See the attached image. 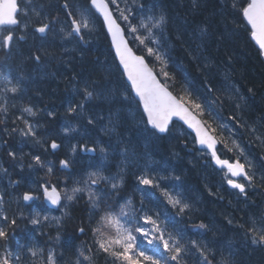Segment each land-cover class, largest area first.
Listing matches in <instances>:
<instances>
[{
	"label": "trees",
	"instance_id": "obj_1",
	"mask_svg": "<svg viewBox=\"0 0 264 264\" xmlns=\"http://www.w3.org/2000/svg\"><path fill=\"white\" fill-rule=\"evenodd\" d=\"M108 1L114 15L129 35L130 44L146 59L161 83L167 84L168 90L178 99L184 97L186 104L205 125L214 129L213 135L219 140V149L226 153V158L238 160L243 164L245 159V167L250 175L257 176L253 182L256 181L257 185H261L260 182L264 184V60L250 39V30L240 11L242 6H247L249 0H195V7L193 0H117L119 9L116 4H111V0ZM78 2L79 6L69 8V12L66 7L60 8L59 4H51L53 6L49 7L51 2L48 0H27L25 3L29 4H20V25L17 28L25 30L27 35L24 40L14 35L8 54L0 47V107L6 109L0 111V201L9 220L16 218L13 217L15 214L27 217L23 228L9 229L8 248H12L14 252L26 253L22 263L30 260L26 250L32 248L33 236L20 233V238L13 240L12 235L14 231L19 233L18 231H25L27 225H33L31 218L34 215L27 207L20 206L17 200L24 193L38 195L43 184L46 187L55 186L62 195L58 211H50L41 205L43 209L36 216L39 223L35 225L46 224L56 229L55 236L38 238L36 246H33L45 251L42 257L45 264L50 250L57 264H75L72 260L77 258L82 264H98V253L101 256L108 254L100 251L94 243L92 226L96 225L103 210L111 209L119 213L122 206L130 217L134 215L139 218L147 214L155 219L159 216L163 221L161 227H165L173 236L179 234L185 247L181 264H211L209 260L216 264L219 255L215 251L214 243L219 242L223 233L220 235L221 226L218 224L216 213L205 204L206 196L195 190L199 180L193 177L195 180L189 186L187 180L176 179L190 175L186 169H182V166L185 168V161L181 166L173 160L174 158H170L166 145L162 143L164 136H158L154 129L147 125L139 105L133 99L119 71L102 24L89 7V0ZM233 4L237 7L234 8ZM120 10H124L125 15L129 16L127 21L120 16ZM25 11L29 15L25 16ZM161 13L165 15L167 22L162 28L153 29L158 43L151 44V38L146 43L159 51L167 61V68L164 69L169 73L167 79L161 71L163 65L155 56H149L146 47L135 39L136 34L128 30L129 24L139 26L141 19L146 21L149 15L158 17ZM69 16L88 20L91 35H101L104 39L103 44L97 47L85 44L72 55L75 56L74 62L80 58L82 62L84 60L91 65V77L80 73L73 66L62 76L54 74L55 78L50 74L51 67L48 68L49 72L43 74V70L52 64L44 61V57L56 56L59 52L57 40H51L48 36L53 35L56 26L70 27ZM42 23H50V30L45 37H39L34 32V28ZM139 32L147 35L144 29H139ZM47 40L53 41L57 48L48 46ZM17 47L32 49V53L39 55L40 60L24 61L25 56L30 59L31 55L14 52ZM12 55L15 61H12ZM22 66H25L24 69ZM26 68H29L30 72H27ZM104 75L106 81L100 87L105 89L100 91L101 88H96L93 82L97 84ZM32 76H38V80L51 79L53 83L44 86L32 83L31 87L26 84L24 91L18 93L17 99L12 103V93L3 90L11 87L5 78L28 81V77ZM78 79V87L82 88L84 83L88 82L90 90L99 96L87 101H84V95L76 97L73 94L67 98L64 90L70 93L68 84ZM81 101L84 102L83 109L77 107ZM191 101L200 103L201 109L193 108ZM14 105L19 106L20 121L14 131H17L16 128L20 129L17 133L5 131L3 128L5 120L2 116ZM70 107L76 111L67 115ZM24 108H31L35 115L24 112ZM44 110L51 116L54 111L59 112V120L46 124L37 123L36 119ZM70 118H75L73 123L66 124ZM89 119L93 120L92 124L88 123ZM28 125L33 127L34 135L21 134L28 131ZM58 128L68 141L59 140L60 137L55 135ZM169 131L178 135L185 134L184 143L188 145L189 150H194L193 136L182 125L172 123ZM52 141L58 142L59 147L54 153H51ZM74 145L75 152L72 151ZM84 145L96 149L92 157L81 150ZM100 147L105 149L104 153L99 151ZM238 149L242 150L243 154H240ZM9 152L15 153V158L10 156ZM36 156L40 157L43 166L35 163ZM61 160L69 161L67 170L60 168ZM77 163L80 166H75ZM49 167L52 168L51 173L48 172ZM97 170L104 176L114 177V182L119 183L116 189L112 188L111 182L103 180L99 181L96 187L91 186V190L99 198L97 203L100 205V211L91 208L87 190L76 193L72 201L63 198L72 195L74 187H84L83 180L87 178V174ZM120 176H123L122 182ZM143 176L152 178L153 186L141 185L139 178ZM78 180L81 183L77 184ZM165 192L178 196L188 204L189 207L183 214L200 219L197 224H207L206 231L210 235L198 236L189 233L184 224L185 218L178 208H173L168 203ZM146 193L150 195H145ZM11 201L13 203L10 204ZM64 205H67V208ZM136 222L133 221V226ZM138 222L146 229L152 227L150 224H144L142 219H138ZM4 226L5 222L0 220V227ZM81 226L86 229L85 234L79 232ZM34 229L36 235L42 237L41 230ZM134 235L143 242L145 250L156 247L167 260V264H175L168 259L170 253L164 251L162 244L149 245L139 233ZM220 239L222 244L229 245L230 235L224 234ZM60 240L62 242L58 245ZM193 241L201 249H205L203 256L200 250L193 247ZM89 247L92 252L88 251ZM78 250L91 256V261L83 260ZM3 252L4 242L0 241V255ZM108 257L112 259L113 264H125L124 261H117L109 255ZM227 261L228 264L235 263L231 255ZM244 261L247 264H257L255 259L245 258Z\"/></svg>",
	"mask_w": 264,
	"mask_h": 264
},
{
	"label": "snow or ice",
	"instance_id": "obj_2",
	"mask_svg": "<svg viewBox=\"0 0 264 264\" xmlns=\"http://www.w3.org/2000/svg\"><path fill=\"white\" fill-rule=\"evenodd\" d=\"M92 6L97 12L103 17L107 31L111 36L112 45L115 48L117 57L119 58L120 64L124 68V72L127 75L128 81L131 83V87L135 92V95L139 97V101L143 106L144 113L147 116V122L158 132L164 133L168 129V124L172 117H178L183 120L189 128H192L196 132L197 142L202 146H207L212 151V156L216 160L217 164L227 165L232 176H242L244 180L249 181V186L253 180V176L250 175L249 170L246 169L245 164L237 161L234 165L229 164L227 161H221L215 151V140L214 138L202 128L199 121L189 112V109L185 106V99L181 97L177 99L168 91V85L162 84L157 76L153 73V70L148 67L145 63V58L142 56H137L133 53L132 49L128 47L127 41L124 36V31L121 26L117 23V20L113 18V14L109 9L108 0H91ZM111 4H117V0H111ZM193 6L195 7V0H193ZM233 7L237 6L233 4ZM18 3L17 0H0V32H6L7 34L3 36L2 43L0 47L8 49L11 42L14 39L15 28L20 25V20L18 18ZM151 11V9L149 10ZM242 15L247 21V24L251 26V37L259 45L262 54H264V0H250L246 7H241ZM24 15L27 16L28 13L25 11ZM39 15V13H37ZM120 16L123 17L125 21L129 19L128 15H125L124 10H120ZM166 17L161 13L158 17L154 15H149L146 19H141L139 26L134 24H129L128 30L131 33H135V39L140 41L146 49L149 56H155L156 60L159 61L163 67L161 69L163 76L167 79L169 73L164 69L167 68V61L164 56L157 51L155 48L149 46L146 41L150 38L151 44H157L158 41L155 38L153 29L162 28L166 24ZM27 24H25V27ZM89 27V22L86 19H75L72 20V32L83 38L81 29H87ZM139 29H144L147 35L139 32ZM47 30H50L49 23H42L40 26L35 28L37 33L41 35L45 34ZM72 33H68L71 35ZM20 40H24L25 37L21 35ZM37 61L40 60V56L35 57ZM7 80L8 84H11V80ZM91 86L88 82H85L83 87L80 89L84 94V101L92 99L94 96L98 97L99 94L90 90ZM19 89V85H13L11 87H6L4 91L16 93ZM251 91V89H249ZM190 95V94H189ZM127 98V97H126ZM192 107L200 110L201 104L195 101H191ZM80 109L84 108V102L77 106ZM0 111H6L0 107ZM24 112L29 115H35L31 108H24ZM69 112L76 111L75 108L70 107ZM27 123V122H25ZM89 124L93 123V120L89 119ZM15 131V129H13ZM67 131V129H66ZM22 135H34L33 127L28 125V131L22 132ZM51 147L56 149L58 145L53 142ZM82 151L94 152L95 148H89L86 145L82 146ZM72 151H76V146L72 147ZM101 153L105 152L103 147L99 148ZM9 155L15 158V153L9 152ZM35 163L43 166L42 161L39 156H36ZM62 168L69 167V161H60ZM123 171V169H121ZM48 172H52V168H48ZM178 180L179 177H176ZM111 182L112 188L116 189L119 187L118 182H114V177H107L101 174L99 170L89 172L87 178L83 180L84 187H74L72 189V195H66L65 199L72 201L75 198V194L83 191H88L89 201L91 202V208L96 211H100V205L97 203L99 199L96 194L91 190V185L99 183V181ZM123 176H120V181L122 182ZM90 182V183H89ZM141 185H147L149 187L153 186L154 180L143 176L139 178ZM77 184L81 181H76ZM228 183L236 189H239L241 193L245 192V185L243 183H238L234 180L229 179ZM44 189V197L53 206L60 205L62 196L60 192L57 191L55 187L51 190L45 185H41ZM159 187V185H156ZM150 195V194H145ZM164 195L167 197L168 203L171 204L173 208H178L180 213H183L186 208L189 207L188 204L184 203L178 196L170 195L165 192ZM33 197L29 193L23 195V200L25 202L33 200ZM67 208V205H64ZM67 214V213H66ZM47 219V217H45ZM138 219H142L144 224H150L152 227L146 229L142 227ZM0 220L5 222L4 227H0V241L4 242V254L0 255V264H16V261L21 259L19 252H17L15 260L12 259V253L8 251V239H9V229H14L18 227V222L16 218L9 220L7 214L3 212V204L0 201ZM137 221L135 226H133V221ZM59 221V218H57ZM31 223L33 225L38 224L39 221L36 217L31 218ZM90 223H91V213H90ZM163 221L160 220L159 216L155 219L151 215H143L142 217L136 218L134 215L129 216V213L125 211L122 206L119 213L112 211L111 209L103 210L95 226H92V233L94 238V243L98 246L100 251L114 257L117 261H124L125 264H143V262H148V264H167V260L159 253L158 248L153 247L150 250H145L143 242L139 241L134 233H139L140 236L147 241L149 245H155L156 243L162 244L164 251L170 253L168 259H171L175 264H181V257L185 252V247L182 243V237L177 234L173 236L172 233L167 232L165 227H161ZM231 224L232 221L229 220ZM200 228H206L204 224L199 225ZM241 228H245V225H240ZM107 229V231H105ZM81 234L86 233V229L81 226L79 228ZM167 233V236H166ZM250 235L251 242L253 245H264V224L261 228H256L255 220L252 224L246 228V238ZM59 240V236H57ZM193 247L200 250L201 255H204L205 249H201L200 246L193 241ZM23 248V245L20 246ZM206 248V246H205ZM31 256L37 258L33 260L32 264H45L43 260V250L40 248L32 247L29 248ZM80 256H83V260L91 261L92 257L84 255L82 250H78ZM89 252H92V248H88ZM151 252V254H149ZM142 258V259H141ZM207 259V257H205ZM47 264H57L54 256L49 251L47 255ZM75 264H82V261L77 258ZM224 264H228V261H224Z\"/></svg>",
	"mask_w": 264,
	"mask_h": 264
},
{
	"label": "bare ground",
	"instance_id": "obj_3",
	"mask_svg": "<svg viewBox=\"0 0 264 264\" xmlns=\"http://www.w3.org/2000/svg\"><path fill=\"white\" fill-rule=\"evenodd\" d=\"M50 24V23H49ZM82 34H83V38L76 39L71 35H68V30L64 27H62L61 31H53V35L52 38H50L51 40H57V45L58 47H63L68 49L69 48V56H70V61H68L66 59V51L65 49H60L58 48V50L60 49V53H58L55 58L56 60L51 64V66L45 68L43 70V74H46L48 71V68L50 69L51 67V72L50 74H52V77H54V74H58L59 76H62L65 74V72L71 68L72 66L76 69L79 70L80 73L84 74V75H89L90 77L93 76L92 73H90V69L91 65L87 62L81 61L80 58L76 59L74 62V58L75 56L72 57L73 54L78 52V49L85 45V44H90V45H94V46H99L101 44L104 43V39L103 37L100 35L102 42L98 45L96 43V41L93 39V37H87L86 36V32H88L89 34H91V31L89 29H81ZM41 37V36H39ZM70 38L72 45L70 46H66L68 43L65 41L66 38ZM51 40H47L46 44L48 46H51L52 49H56V45L54 44L53 41ZM0 43H2V39H0ZM4 52L6 54H8L9 48L5 49L4 48ZM21 52L25 55H31L30 59H28L27 56L24 57V61L29 62L35 59L36 55H34L32 52V49H27V47H17L16 50L14 52ZM12 61H15V57L12 55ZM35 61L37 62V60L35 59ZM84 64V66H83ZM27 66V64H26ZM25 66H22V68L24 69ZM26 71L30 72L29 68H26ZM87 71V72H86ZM46 76V75H45ZM51 77V78H52ZM31 78H34L31 80ZM55 78V77H54ZM27 79H22V81H14L11 80V84L10 86L13 85H19V89L16 93H12V97L10 98V101L12 100V103H14V99H17V94L18 93H22L24 91V86H26V84H28L30 87L33 84H39L41 86L44 85H50L51 83H53V81L51 79H46V80H38V76L34 77H28V81H26ZM106 81L105 75L102 77L101 81L97 82V84H95V82H93L94 86L96 85V88H101L100 85H104ZM80 84V79L72 82L70 84V93L68 92L66 95L67 98H69L70 96H74L76 95V97L78 95H84L83 92L80 90L81 88L78 87L77 85ZM103 89L105 88H101L99 89L100 91H103ZM77 101V100H76ZM39 104L41 103L40 101H38ZM68 114H74V112H69ZM57 116L58 118H55V116ZM63 117V116H62ZM61 117V118H62ZM2 118H4L5 120V124L3 125V128L5 131H10L13 133H17V131H20V129L16 128V132H14L12 129H15V126L17 125V123H19L20 121V116H19V106L14 105L9 111H7L4 116H2ZM75 118H70L69 122L66 124L71 125L73 123ZM59 120V112L54 111V114L51 116V114L49 115L45 110L42 111L41 115L36 119L37 123H52V122H57ZM2 125H0L1 127ZM93 133V132H92ZM55 135L59 136V140H65L68 141V138L65 137L62 133H60L59 128L56 130ZM53 143V141H52ZM58 145V142L56 143ZM52 145V144H51ZM59 148V147H58ZM82 148V147H81ZM57 149V148H56ZM56 149H53L51 147V153H54ZM180 165L182 166L183 164L180 163ZM75 166H80L78 163L75 164ZM182 169H185L182 166ZM192 171V170H191ZM193 173V172H192ZM191 173V174H192ZM205 175L203 176L202 179L197 178L199 180V183H197L195 190L199 191L201 193H204L203 195L206 196L205 198V204L207 205V208L210 207L211 209H213V211L216 213V218L217 221H219V225L221 226V233H220V237H223L224 234L230 235V243L229 245H224L222 244V240L219 237V242L214 243L215 245V251L216 253L219 255V258L216 259L218 264H224V260L225 259H229V255H231L236 251H238L239 255H241L244 247H241V239L238 236V232L240 231V225H245V228H241L246 229L248 226H250L252 224V221L255 220L256 222V228H261L262 224H264V184L263 183H259L261 185H257L256 181L253 182L252 186L250 188L245 189L244 192V196L241 197L240 195H235L232 194V191H229L225 186L217 189L218 187V179L216 177V175H212L211 173H208L206 170H204ZM189 175L187 178V182L189 183V186H191L190 184L193 183L195 180L192 175ZM194 175V174H193ZM26 178V177H23ZM28 178V177H27ZM30 179V178H28ZM204 179V181L202 182V180ZM202 182V183H201ZM201 183V184H200ZM208 191L211 192V195L208 194ZM234 196H237V199L234 198ZM10 201V199H9ZM13 203V201L10 202V204ZM209 205V206H208ZM220 210V212L218 211ZM13 217L17 218L18 221V227L17 228H23L26 224L25 221L27 220L26 216L23 215H19V214H15L13 215ZM200 220V219H198ZM229 220L232 221V223H229ZM197 224V223H196ZM200 225L202 223H199ZM207 227L205 228V232L206 235L208 236L210 234H208V232L206 231L208 229V225L204 224ZM56 229L55 228H51V227H46L45 228V234H47L50 237L55 236L56 234ZM25 234H30L33 236L34 241L38 240L37 239V235L35 233V229L33 226L28 227L25 230ZM38 241H36L34 244H37ZM62 241L60 240L58 245H60ZM231 253V254H230ZM211 264H215L213 261L209 260ZM216 263V264H217ZM259 264V263H257Z\"/></svg>",
	"mask_w": 264,
	"mask_h": 264
},
{
	"label": "rangeland",
	"instance_id": "obj_4",
	"mask_svg": "<svg viewBox=\"0 0 264 264\" xmlns=\"http://www.w3.org/2000/svg\"><path fill=\"white\" fill-rule=\"evenodd\" d=\"M19 1H20V4H22V5L29 4V3H25L27 0H19ZM48 1L51 2V3H49L50 4L49 7L53 6L51 4H55V5H58L59 4V7L62 8V9H63V7H66V10L68 12H69V8H71V7L77 8L79 6V4H80L79 2L77 3L78 0H48ZM109 5H110V3H109ZM110 7H111V5H110ZM111 9H112V7H111ZM26 10H27V7H26ZM69 15L71 16V14H69ZM74 18L75 19H78L76 16ZM69 25H70V27L72 26L71 21H69ZM70 27H65V28L68 29V32L69 33H71V28ZM54 28H55L54 31H61L62 30V27L61 26H56ZM87 29H89V28H87ZM34 32L36 33L35 28H34ZM6 34H7L6 32H2V35L3 36L6 35ZM14 35H16V37H19L21 35H23L24 37H26L27 34L25 33V30H21L19 28H15ZM86 36L87 37H93V39L96 41V43L98 45L102 42V39H101L100 36H92L88 32H86ZM48 38H52V36L49 35ZM1 39L3 40V37ZM65 41L68 43L66 46L72 45V42H71V39L70 38L67 37ZM58 48L63 49V50L65 49V51H66V59L68 61H70L69 48L68 49L63 48V47H58ZM60 49H59V52L58 53H60ZM55 60H56L55 55L54 56L46 55L44 57V61H47V62L53 63ZM70 84H68V87H67L68 90H70ZM66 85H67V82H65V85L64 86H66ZM64 92H65V94H67V92L65 90H64ZM209 130L212 133L215 132L214 129H212V127H209ZM220 132H221V130H220ZM222 136L225 137V135H223V133H222ZM216 139H217V137H216ZM185 141H186L185 134L178 135V134L174 133L173 131H168L167 134L164 135V138L162 140V143L166 145V147H167L166 152L170 155V158H174L173 160L175 162L182 163L183 161H185L183 163V164H185V169L190 174L193 172L191 174L192 177H197V178L202 179L203 176L205 175L204 170H206L208 173H211L212 175H216V177L218 179V186H217L218 188L217 189H220V188H222L224 186H227L226 183H227V180L228 179H226V178H228V173L225 172V171H222V170H217L212 165V162L210 160V157H209V155H207L206 152L199 151V150L196 149V147H194V150H189L188 145L184 143ZM238 150H239L238 152L240 154H243V151L242 150H240V149H238ZM220 151H221L222 156L225 157L226 156V153L223 152L222 150H220ZM243 162H244V164L246 166L247 165V162H246L245 159L243 160ZM187 165L190 167V169L192 171L189 169V167ZM252 170L254 171L253 166H252ZM250 172H251V169H250ZM254 172L256 173V169H255ZM254 172H253V174H254ZM252 176L256 180V178H257L256 174H254ZM187 177L188 176L183 177V178L182 177H179V179H181V180H183V179L184 180H187ZM203 181H204V179L202 180V182ZM228 190L230 191L231 189L228 188ZM231 193L237 195V192H231ZM208 194L211 195V192L208 191ZM234 198L237 199V196H234ZM18 202L20 203V206H24V204L22 203V200L19 197H18L17 203ZM42 206H44V205L42 204ZM42 206H41L40 201L38 200V201H36L34 203V205L30 208L29 211H31L33 213L34 217H36L42 211V209H43ZM173 211H174V209H173ZM218 211L220 212V210H218ZM186 215L182 213V216L185 218L184 219V224H186L185 225L186 227H190L191 224H194V223L196 224V222H198V219L196 217H190V216H186ZM220 215H221V212H220ZM41 217L42 216L40 214V218ZM18 232H19V234L20 233H24V235H25V231H18ZM28 238H29V236H27V239ZM38 238L39 237H37V239ZM35 242L36 241H34V243ZM34 243L31 244L32 247L33 246H36V244H34ZM8 251H10L12 253V259L15 260V257H16L17 252H14L12 248H11V250L8 248ZM26 251L28 252L27 255H28V257H29L30 260L28 262L25 261V262L22 263L23 259L26 257V253L24 251H22V253L19 252V254L21 256V259L19 261H16V264H32L33 260L36 259V258H34V257L31 256V254H30V252L28 250H26ZM3 254H4V252H3ZM3 254H1V255H3ZM44 255H45V251L43 250V257H44ZM254 255H255L254 258H260V254L256 250H254ZM97 257L100 260L98 262V264H113L112 259H110L108 257V255L101 256L98 253ZM251 259H253V258H251ZM263 260H264V258H263ZM75 261L76 260H72V262H75ZM224 261H227V259H225ZM237 262H239V260H237ZM240 263L247 264V262L244 261V259L241 260ZM233 264H235V263H233Z\"/></svg>",
	"mask_w": 264,
	"mask_h": 264
},
{
	"label": "water",
	"instance_id": "obj_5",
	"mask_svg": "<svg viewBox=\"0 0 264 264\" xmlns=\"http://www.w3.org/2000/svg\"><path fill=\"white\" fill-rule=\"evenodd\" d=\"M249 2H250V0H249ZM90 6H91V8L95 11V13L97 14V16L101 19V21H102V24H103V27H104V30H105V33L107 34V36H108V38H109V43H110V45H111V49H112V51H113V53H114V56H115V59L117 60V63H118V65H119V68H120V71L122 72V74H123V76H124V79H125V81H126V83L131 87V83L128 81V79H127V75L125 74V72H124V68H123V66L120 64V62H119V58L117 57V55H116V52H115V48L113 47V45H112V40H111V36L109 35V33H108V31H107V27H106V25H105V22H104V19H103V17L100 15V13L99 12H97L96 11V9L92 6V4H91V0H90ZM19 9V8H18ZM109 9H110V7H109ZM111 11V10H110ZM19 12V11H18ZM113 18H114V16H113ZM244 18V17H243ZM115 19V18H114ZM245 20V19H244ZM245 22H246V24H247V21L245 20ZM248 25V24H247ZM248 27H249V29H250V31H251V26L250 25H248ZM123 30V29H122ZM40 36H44L45 34H43V35H41L40 33H38ZM124 36H125V33H124ZM250 38H251V41L253 42V44L255 45V47L260 51V53H261V57H262V59L264 60V54H262V52H261V49H260V47H259V45L256 43V41L255 40H253L252 39V37H251V35H250ZM125 39H126V37H125ZM126 41H127V39H126ZM127 44H128V47L129 48H131L130 47V45H129V43H128V41H127ZM132 49V48H131ZM133 51V50H132ZM133 53L135 54V52L133 51ZM135 55H137V54H135ZM138 56V55H137ZM145 63H146V61H145ZM147 64V63H146ZM148 65V64H147ZM148 67H149V65H148ZM150 68V67H149ZM151 69V68H150ZM154 73V72H153ZM158 79V78H157ZM131 90H132V95H133V97L137 100V102L139 103V105H140V107H141V109H142V111H143V114H144V116H145V118H146V120H147V116H146V114L144 113V109H143V106H142V104L140 103V101H139V97H137L136 95H135V92L133 91V89H132V87H131ZM173 95V94H172ZM174 96V95H173ZM186 106V105H185ZM187 107V106H186ZM188 109H189V112L195 117V119L197 120V121H199L200 122V124H201V126H202V128L204 129V130H206L213 138H214V136L210 133V131L206 128V126L204 125V123L201 121V119L198 117V116H196L191 110H190V108L189 107H187ZM172 121H175V122H178V123H180L181 125H183L185 128H186V130L189 132V133H191L193 136H194V138H195V141H196V147H197V149L198 150H205V151H207L211 156H212V151L207 147V146H202V145H200L198 142H197V138H196V132L192 129V128H189L188 127V125L187 124H185L184 123V121L183 120H181V119H179L178 117H172V119H171V121L169 122V124H168V127L171 125V123H172ZM148 123V122H147ZM149 126H151L150 124H148ZM152 127V126H151ZM155 131L159 134V135H162V134H165L166 132H164V133H160V132H158L156 129H155ZM214 140H215V151H216V155H217V157L221 160V161H227L229 164H231L228 160H223V159H221L220 158V156L218 155V153H217V147H218V142H217V140L214 138ZM89 155H93V152H87ZM213 157V156H212ZM236 162H234L232 165H234ZM212 164L217 168V169H222V168H226V169H228L229 170V168H228V166L227 165H221V164H217L216 163V160L213 158L212 159ZM64 169H66V168H64ZM230 174H231V172H230ZM231 177L233 178V179H237V178H239V177H242V176H232V174H231ZM93 185H95V184H93ZM229 186L230 187H232L230 184H229ZM53 187H51L49 190H51ZM233 188V187H232ZM239 190V189H238ZM42 191H43V202H44V204H45V206L46 207H48L49 209H52V210H57L58 208H59V205H57V206H53L49 201H47L46 199H45V197H44V189L42 188ZM58 191V190H57ZM59 192V191H58ZM30 201H28V202H26V203H29ZM61 203V202H60Z\"/></svg>",
	"mask_w": 264,
	"mask_h": 264
},
{
	"label": "flooded vegetation",
	"instance_id": "obj_6",
	"mask_svg": "<svg viewBox=\"0 0 264 264\" xmlns=\"http://www.w3.org/2000/svg\"><path fill=\"white\" fill-rule=\"evenodd\" d=\"M241 183H243L247 188H250L253 184V180L251 182V186H249V181H242ZM226 187V186H225ZM227 188V187H226ZM240 195L241 197L244 196V193H241V194H238ZM46 227H48V225H46ZM201 230H203V234L206 235V232H205V228H202ZM238 236L240 237L241 239V247H244L241 255H239L238 251L235 252V254L233 253L232 256H233V259L235 260V264H241L240 261L245 259V258H253V260L255 259L257 263L259 264H264V245H253L252 242H251V238H250V235L248 236V238H246V229H241L240 228V231L238 232ZM254 250H256L259 254H260V258H254L255 255H254ZM237 260H239V262H237Z\"/></svg>",
	"mask_w": 264,
	"mask_h": 264
}]
</instances>
